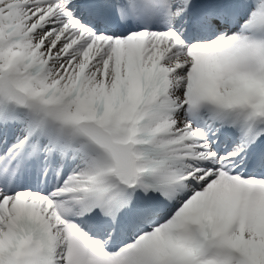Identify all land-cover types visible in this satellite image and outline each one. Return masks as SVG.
Segmentation results:
<instances>
[{"label":"snow or ice","instance_id":"6c2138e0","mask_svg":"<svg viewBox=\"0 0 264 264\" xmlns=\"http://www.w3.org/2000/svg\"><path fill=\"white\" fill-rule=\"evenodd\" d=\"M0 264H264V0H0Z\"/></svg>","mask_w":264,"mask_h":264}]
</instances>
